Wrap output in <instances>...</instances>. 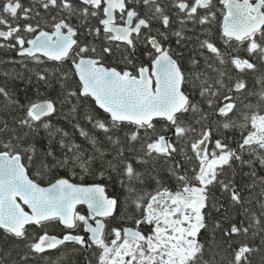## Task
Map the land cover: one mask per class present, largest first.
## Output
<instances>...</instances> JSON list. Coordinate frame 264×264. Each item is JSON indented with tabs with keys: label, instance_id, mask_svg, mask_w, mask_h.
I'll return each instance as SVG.
<instances>
[{
	"label": "snow or ice",
	"instance_id": "snow-or-ice-1",
	"mask_svg": "<svg viewBox=\"0 0 264 264\" xmlns=\"http://www.w3.org/2000/svg\"><path fill=\"white\" fill-rule=\"evenodd\" d=\"M168 2L175 10L171 15L160 0H31L39 8L26 7L21 0H4L0 7V26H3L0 38L14 40L15 43L8 46L18 49L21 57L41 62L38 54H42L53 61H72L80 85L74 90L67 74H61L62 97L58 98L68 103L72 99L93 97L111 121L109 124L91 114L85 116L94 130L104 133L113 146L112 153L93 132L77 123L75 127L91 142L93 152L86 156L80 145L61 139L64 151L60 159L51 149L36 146L42 129L49 139L57 133L65 138L69 136L63 129H56L48 119L59 111L56 100L22 104L0 86V95L6 98L5 105L0 108V230L12 238V249L22 245L17 253L21 264H29L30 257L66 242L88 244L84 235L72 231L61 238L47 231L36 235L28 230L33 225L43 230L55 221L68 230L83 225L91 234V241L101 250L99 264H254L257 253L259 264H264V175H259L257 170V164L264 167V111L245 113L242 123L233 120L230 114L237 108L233 97L225 94L224 102L219 105L216 97L223 89L244 92L248 83L243 78L229 77L214 66L227 63L238 73H255L259 65H264V0H220L224 42L229 47L233 40L237 42V47L228 52L211 38L201 40L195 33V26H207L204 32L210 31L217 19V13L212 10L214 0ZM53 10L57 15L51 16L53 30L48 31L44 26L48 24L47 14ZM61 13H66L67 17ZM70 18L79 21L86 39L100 40L99 51L91 41L81 43L77 38L81 29L73 25ZM21 19L32 22L21 25L18 23ZM93 19L98 24H93ZM155 21H159L163 31L153 32ZM172 24L179 27L170 31ZM189 24L193 25L192 29L188 28ZM187 31H193L194 37L187 36ZM22 32L35 34L34 38L28 39ZM170 35L177 38L178 45L195 38L199 48L197 55L204 57L205 64L201 66L198 59L192 58L195 66L192 72L183 70L173 58L170 44L166 45ZM245 44L244 51L256 62L239 54L240 46ZM141 45L150 48L147 55L151 57L154 73L148 66H140L134 75L129 70L121 72L105 67L101 62L104 56L122 51L126 53L122 58L130 63ZM201 67L203 72L199 71ZM208 70L214 71L216 76H207ZM38 78L44 85L49 84L46 74L41 73ZM226 78L232 81L231 87L225 84ZM189 83L200 88L199 95L205 98L207 106L222 118L217 130H241L242 138L236 147L225 142L227 137L222 135L209 150L214 129L205 124L209 113L191 98L190 93L182 90ZM258 83L261 84L260 96L264 98V75ZM76 109L77 105L73 104L71 112L75 113ZM156 118H162L165 124L158 128L154 123ZM123 123L135 127L122 141L115 130ZM125 141L129 142L127 147ZM132 142H138L139 148ZM185 148H190L198 160L192 175L185 169V162L191 160ZM181 153L183 156L177 159ZM109 154L111 160L106 159ZM158 159L167 163L165 171L178 182L177 191L165 186L162 182L165 178L160 173L153 176L134 166ZM70 161L84 169L95 163L102 168L107 165L105 171L123 177L120 183L128 189L130 206L134 205L140 214L135 220L136 228H114L115 239L107 242L106 224L104 219L97 217L113 216L118 201L105 195L103 185H76L60 178L45 188L29 176L28 165L36 169L37 175H43L52 167H67ZM245 165L248 171H244ZM105 171L99 175L104 177ZM237 177H240L239 182ZM149 179L157 185L153 192H145L140 187ZM212 187L218 188L223 201L211 191ZM78 204H87L91 215L77 211ZM23 205L29 206L31 212ZM210 207L218 213L223 210V215L213 221L209 229L205 210ZM142 224L151 226L147 235L139 228ZM202 230L208 233L207 243L200 238ZM256 237H260V242L253 245L251 241ZM218 241L227 245L223 249L226 255L219 259ZM5 255H11V250ZM0 264H6L4 255H0Z\"/></svg>",
	"mask_w": 264,
	"mask_h": 264
},
{
	"label": "trees",
	"instance_id": "trees-1",
	"mask_svg": "<svg viewBox=\"0 0 264 264\" xmlns=\"http://www.w3.org/2000/svg\"><path fill=\"white\" fill-rule=\"evenodd\" d=\"M4 0H0V7L3 6ZM21 3L26 7H35L39 8V5L32 4L31 0H21ZM167 5L165 6V10L171 15L174 9L169 7L168 0L166 1ZM215 7L212 9L217 13V19L211 24L210 31L204 32V27L207 26H195V33L200 35V39L203 40L205 38H211L218 47H220L223 51H232L237 47V42L233 40L231 42V47L225 44L224 37L222 34V19L223 12L221 9L223 5L220 3V0H214ZM41 12L43 10L41 9ZM57 15L56 11H51L47 14L48 24L45 25V29L50 30L51 28V16ZM61 16L67 17L66 13H61ZM5 18L7 14H5ZM60 16H58V19ZM73 25L77 28L81 27L79 21L76 18H70ZM32 21L29 20H19L18 23L24 25L26 23H30ZM159 22V21H158ZM13 23H16L15 21ZM93 24H98V22L93 19ZM159 25H161L159 23ZM162 26V25H161ZM3 27V26H0ZM179 26L177 24H172L170 31H175ZM189 29L193 28L192 24L188 25ZM4 30H7L6 28ZM39 31V30H38ZM163 31V30H162ZM155 33V30L153 31ZM80 33V31H79ZM22 35H25L28 39L34 37L35 34L22 32ZM189 37H194L193 31H187L185 33ZM81 35V33H80ZM176 37L174 35H170L169 41L166 43L170 44L172 48L171 54L173 57L181 64L183 70L188 73H191L194 69V65L192 64V58H196L200 61V65L203 66L205 64V60L203 56H198L197 52L199 51L197 42L195 38L191 40H186L182 44L176 43ZM80 40V37H79ZM91 41L93 46L100 50V47L97 45L101 44L99 39H92L91 37L82 38V43H86ZM12 43H15L14 40H3L0 39V44H4V47H0V86H3L8 90L14 98L18 99L22 104H28L29 102H39L45 99H53L56 100L59 111L48 119L55 126L56 129H63L64 132L69 134L68 138L63 137L61 133H57L53 138L49 139L47 133L42 129L39 133L40 140L37 142L36 146L41 149H51L56 155L57 158L63 159L62 153L64 149L60 145V140L65 139L66 142H71L80 145L81 151L83 154L91 155L93 152V145L91 142L80 135L79 130L75 127L77 123H79L86 130L93 132L94 135L103 142L104 147L109 153H112L113 146L109 144V142L105 139V135L101 130H94L92 125L85 119V116L88 114L93 115L96 119H102L107 121L109 124L111 123L109 114L101 110L96 102L91 97H83L78 99H72L70 102L65 103L62 101V90L59 77L61 74L66 73L69 77L68 83H71L72 88L78 89L80 85V81L77 77V74L74 69V65L71 60H66L64 62L49 60L43 56L41 57V62L33 60L31 58L21 57L18 54V49H13L8 46ZM107 46V45H105ZM113 47H115L113 45ZM247 45L240 46V55L242 57H247L252 59L253 62H256L255 59L244 51ZM150 51L149 46L141 45L137 48L134 53L135 59L132 62H127L122 57L126 55V53L122 51H116L113 55H107L102 58V63L108 67H115L121 71L130 70L133 74H137V69L140 66H150L151 65V57L147 55ZM95 58V57H94ZM214 59V58H213ZM227 59V57L225 58ZM215 67L220 68L222 71L226 72L229 77L235 78H243L248 83V89L244 92H227V89L221 90V93L218 97H216L218 101V105L223 103V96L225 94L231 95L236 102L237 108L234 110V113L230 114V117L235 120L237 123H242L243 115L245 113H251L257 110L264 111V98L260 96L261 92V84L258 83V80L261 75H264V65H259V71L253 73L248 71L246 73H238L231 64L220 65L219 63L214 64ZM199 71L203 72L204 68L201 67ZM44 73L48 76L49 84L44 85L43 82L39 81V74ZM209 77H215L216 73L214 71L208 70L206 73ZM204 79V77H201ZM199 83V82H197ZM225 84L228 87L232 86V81L229 79H225ZM184 91L186 93H190L192 99L195 102L201 105V108L209 113V119L205 121V124L208 127L214 129L213 142L208 144L209 150L214 147L215 139L227 137L226 141L229 143L231 147H236L237 141H239L241 137V130L239 128L236 129H219V125L222 122V118L218 115H214L212 109H210L206 102L205 98L199 95L200 88L193 86L191 83L187 84L184 87ZM6 103V98L3 95H0V108ZM76 104L77 109L75 113L71 112L72 105ZM251 105L252 107H246ZM187 119V117H186ZM154 123L157 127H161L165 124L163 119L155 120ZM134 125L123 123L120 125L118 129H116V135L120 137L123 141L125 138V134H130L131 131L134 130ZM244 134H247V130L244 131ZM170 139L172 137H169ZM129 142L125 141L124 146L127 147ZM135 143L136 147L139 148L138 142ZM187 155L191 158L190 161L185 162V169L188 171L189 175L193 174V169H196L198 166V160L195 157L194 153L190 150V148H185ZM183 153L177 157V159H181ZM131 158V157H130ZM106 159L111 160L112 155L109 154L106 156ZM54 163V161H53ZM138 171L142 173L151 172L153 176L157 173H160L162 177L165 179L162 181L166 187H168L172 191H177L179 189V184L175 180L174 177L165 169H167L168 165L163 159H158L154 162H149L147 165L134 164ZM29 167V174L32 179L38 182L41 185H50L54 183L57 179L60 178H68L71 181L79 184H102L106 187V191L110 197L116 198L118 201L117 211L115 215L109 219H107L108 225L106 230L105 239L107 242L115 239V235L112 232L114 228H127V227H136L135 220L139 219V211L136 210L134 205L130 206V200L128 196V189L125 185L120 183V180L123 179L122 176H119L116 172L105 171L107 169V165L103 168L99 163L93 164L91 167L84 169L79 167V165H73L70 161L67 167H52L49 171H47L43 175H37L36 169H34L31 165ZM257 170L259 175H264V167H261L257 164ZM105 171L104 177L99 175V172ZM239 171V169H237ZM244 171H248V167L244 166ZM242 175V174H241ZM111 176V178H109ZM238 182L240 181V177H237ZM244 182H248L247 178L244 179ZM143 188L145 192H153L157 187L155 181L149 179L145 180L143 184L140 186ZM139 190V189H138ZM211 191L216 193L217 197L223 201V197L219 196V190L216 187H212ZM255 191H259L257 188ZM207 213L206 220L209 224V229L211 228V224L213 221L220 218L223 215V210L218 213L214 208H208L205 210ZM242 217H237L240 219ZM63 229L60 225L59 221L51 222L48 224L46 228L41 230L39 226H30L29 232L42 235L43 231H47L51 235H58L59 233L55 232L54 228ZM140 230L147 235L151 232V226L148 225H140ZM208 233L202 230L201 240L207 243ZM236 239V237H233ZM260 237L254 238L251 243L253 245L259 244ZM13 240L10 237L5 236V234L0 230V255H4L6 264H21L20 256L17 254L22 250V245L19 248L12 249ZM219 247L217 248V259L226 255L223 251L227 247L224 241H218ZM235 247V245H233ZM11 250V255H5V253ZM101 255V250L97 251L86 250L85 247L70 243L61 245L59 248L51 251H46L43 254H36L30 257L29 264H99V256ZM254 264H259V254H255Z\"/></svg>",
	"mask_w": 264,
	"mask_h": 264
},
{
	"label": "flooded vegetation",
	"instance_id": "flooded-vegetation-1",
	"mask_svg": "<svg viewBox=\"0 0 264 264\" xmlns=\"http://www.w3.org/2000/svg\"><path fill=\"white\" fill-rule=\"evenodd\" d=\"M166 1L167 0H160V2L164 5V7L167 5V3H166ZM172 13V12H171ZM173 20H175V17L173 16ZM79 29H81L80 30V33H81V35H80V33L78 32V39H79V37H80V41H81V43H82V38H85V36H84V33H83V29H82V26L81 27H78ZM157 29H159V30H164L163 29V27L161 26V25H159V22L158 21H155V22H153V31L155 30H157ZM47 30V29H46ZM53 29H50L49 31H52ZM99 42H100V40H99ZM168 43H166V45H167ZM100 45L101 44H99V45H97V47H100ZM172 49V48H171ZM98 51H99V49H97ZM102 62V61H101ZM79 212H81V214H85V215H89V211H88V209H87V207H85V206H80L79 207ZM106 221V228H107V225H108V222H107V220H105ZM92 223L94 222V221H91ZM63 227V226H62ZM54 230H55V232H57V233H59L58 234V236L59 237H62L64 234H66L68 231H72V233L73 234H76V235H84L87 239H88V247L86 248V250H93L94 252L95 251H97L98 249H99V247L98 246H96L91 240H90V236H88L87 235V233H86V230L84 229V227H83V225H81L79 228H77V229H74V230H68V229H66L65 227H63V229H60V228H58V227H56V228H54ZM65 244H70V243H65Z\"/></svg>",
	"mask_w": 264,
	"mask_h": 264
},
{
	"label": "water",
	"instance_id": "water-1",
	"mask_svg": "<svg viewBox=\"0 0 264 264\" xmlns=\"http://www.w3.org/2000/svg\"><path fill=\"white\" fill-rule=\"evenodd\" d=\"M38 34V33H37ZM0 39H3V38H0ZM4 40V39H3ZM28 46H30V45H28ZM38 55H40V56H43L42 54H38ZM44 57V56H43ZM46 58V57H45ZM104 65V64H103ZM105 67H107L106 65H104ZM149 68H150V70L154 73V71H155V68H154V65H152L151 67L150 66H148ZM109 68V67H108ZM112 68H114V67H112ZM117 69V68H116ZM118 71H120L119 69H117ZM77 74V73H76ZM77 76H78V74H77ZM78 78H79V76H78ZM153 88H155V81H153ZM182 90H184V88L182 89ZM94 101H95V99L93 98V97H91ZM97 106L99 107V105L97 104ZM100 108V107H99ZM101 109V108H100ZM101 110H103V109H101ZM104 111V110H103ZM105 112V111H104ZM157 119H162V118H156L155 120H157ZM29 176H30V174H29ZM30 178H31V176H30ZM65 179H68V178H65ZM69 180V179H68ZM70 181V183H73V184H76V185H83V186H89V185H93V184H78V183H74L73 181H71V180H69ZM55 183V182H54ZM41 187H45V188H47V187H50V185H48V186H43V185H40ZM104 188H105V186H104ZM105 195H107L108 197H109V195H108V193H107V191H106V188H105ZM110 198H113V197H110ZM79 206H86L87 208H88V206H87V204H78L77 206H76V209L79 207ZM23 207L25 208V210L26 211H28V212H31V208L29 207V206H27V205H23ZM89 210V209H88ZM89 215H91V212H90V210H89ZM115 215V214H114ZM113 215V216H114ZM113 216H111V217H113ZM108 218H110V217H108ZM97 219H104V222H105V219L106 218H100V217H97ZM94 224V223H93ZM106 224V223H105ZM128 228H133V227H128ZM106 229V228H105ZM87 233V232H86ZM87 235H89V236H91V234L90 233H87ZM58 237V236H57ZM87 239V238H86ZM88 240V239H87ZM67 243V242H66ZM74 243H77V242H74ZM78 244V243H77ZM80 245V244H79ZM82 246H86V247H88V244L87 245H82ZM49 250H54V249H49Z\"/></svg>",
	"mask_w": 264,
	"mask_h": 264
}]
</instances>
